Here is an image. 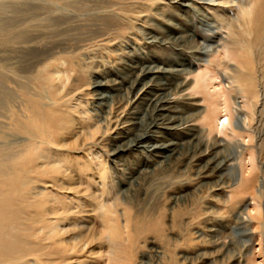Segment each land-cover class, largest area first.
Returning a JSON list of instances; mask_svg holds the SVG:
<instances>
[{
  "label": "rangeland",
  "instance_id": "rangeland-1",
  "mask_svg": "<svg viewBox=\"0 0 264 264\" xmlns=\"http://www.w3.org/2000/svg\"><path fill=\"white\" fill-rule=\"evenodd\" d=\"M69 1L85 4V12L60 10L52 0L20 1L40 9L33 29L20 30L22 44L0 52L8 68L0 90V154L22 155L21 171L31 164L41 171L27 173L38 181L24 188L16 207L30 208L42 193L79 207L63 223L71 243L55 248L57 234L46 240L54 254L47 264H264V44L252 35L237 42L253 29L244 8L256 0ZM239 44L252 55L238 52ZM246 61L255 69L249 102L235 83ZM148 66L160 73L144 81L149 95L176 93L173 111L192 119L190 131L149 130V95L127 100L134 74ZM179 77L185 86L176 87ZM100 83L123 88L116 97ZM218 90L227 105L219 106V124L209 123L207 98ZM129 118L147 137L141 151L119 157L112 134ZM190 134L193 143L175 154L162 148V138L173 143ZM144 165L129 185V175ZM97 172L107 177L102 189ZM80 176L93 185L86 188ZM96 205L112 212L121 233L116 247ZM158 223L160 232L152 225Z\"/></svg>",
  "mask_w": 264,
  "mask_h": 264
},
{
  "label": "bare ground",
  "instance_id": "bare-ground-1",
  "mask_svg": "<svg viewBox=\"0 0 264 264\" xmlns=\"http://www.w3.org/2000/svg\"><path fill=\"white\" fill-rule=\"evenodd\" d=\"M12 1H14V4L12 5L0 4V52L2 50V53H6L7 51H9V44H22L23 31L20 30H25L26 32L29 31L30 27L26 29L28 25H31L32 28V20H34L35 18L33 16V12L39 9L38 7H34L35 5L33 4V6L20 4L19 2L22 0ZM52 1L58 3L57 8H59L60 10H64L66 8H73L77 11L85 12V4L83 3H73L69 0ZM256 2L254 5L255 7L244 8L245 15L248 16L247 24L252 25L251 29H253L250 30L248 34H238L239 39L237 40V42L239 43H242V41H247L245 40L246 35H252L253 41L256 44H264V0H256ZM95 6L97 5L95 4ZM86 8L88 9V7ZM237 46L239 47H235L236 49H243V51L240 49L238 51L242 55H252L251 48H246L245 45L242 46L240 44ZM17 68L19 67L17 66ZM146 68L147 70L137 71L134 74V77L129 85V91L127 92V100L130 102L133 101V104L134 102H139V100H137L141 99L139 97L148 96L152 90L150 87L151 85L149 86L148 83L144 81L152 82L153 80H155L154 78L160 75L158 71L149 69V66ZM243 68L244 71L241 70V73H237L235 77V83H237L239 87L243 89L244 94L249 95L246 100L251 101L252 99H254L253 90L251 89V87L253 85L255 71L253 72L254 68L252 65L249 66L248 61L244 63ZM7 69L8 68L5 61L0 60V90L2 87L1 84H3L4 82L5 75L3 73L6 72ZM209 81H213V78H210ZM178 83L179 85L176 84V86L174 84V86L180 87V83H183L181 77H179ZM186 85L188 86L189 84ZM102 86L105 88L109 87L114 92L113 95H116V97L119 96L118 94H120L118 93V91L120 92V88H123L122 86H117L115 84L108 86L104 85L103 83L97 84L96 87ZM183 86H185V82L183 83ZM168 90H170V88ZM175 95L176 93L158 90V92H155L153 96H148L147 105L146 107H143L148 111L147 113L149 115V122L147 128H149V130H162V132H164L169 128H172L171 126H177L178 129L180 128L179 130L184 131H190L193 128V125L191 124L192 119L188 117L178 119V114L173 111ZM245 98L246 96H244V99ZM207 99L210 100H207L208 111L206 113L207 115L205 114V119L209 123L216 122L219 124L220 118H217L219 113L218 109L221 104H223L224 107L227 105V98L225 94H223V92L218 90L213 94L209 95ZM137 115L140 116L139 113ZM108 117L110 116L108 115ZM224 121H227V118H224L223 122ZM146 133L147 132H144L143 129H141V126L137 119L129 118L128 120H126L125 124L123 125V127H121V129L119 128L116 133L112 134V150H114L116 154H120L119 157L121 155L125 156L134 153L136 154L138 151L142 150L141 144L146 140ZM194 139V134H190V136L186 138H181L177 142H173L177 145L172 147V141H169L167 138H162L161 145L163 149L168 150L171 155H173L172 153H174L175 151H180L185 146H190V144L193 143ZM14 142H16V140H14ZM9 148L17 147L16 145H12L9 146ZM21 158L22 155L18 157H3L0 154V264H47L46 259L50 258V256L48 257V255L53 254V251H46L49 248L48 245H45L46 240L52 239L53 237L51 236L53 234H57L58 236L61 235L62 238L59 241L53 242L54 246H56L55 248H62V246L64 247L67 244L71 243L69 240H66L64 238L65 234H67L68 231L63 226V223L65 221L73 220L74 210L77 213V208L79 209V207L72 210V208H69V206H65L64 204L60 203L57 197L51 196V194L48 196H43V194L45 193H42L40 195L42 197L38 198L35 203L33 202L34 204H32L30 208L26 206L22 208H17L16 206H19L18 203L22 201L21 196L24 188L29 187L30 184H35V182L38 181L37 178L35 180L27 178V173H35L36 171L41 173V171H39V168H35L33 167V164H31L28 170L22 169V171H24L22 174V171L16 166V164L19 163L20 160H22ZM39 160L40 162L44 160V154H40ZM5 167L8 168V170H3V168ZM138 169L139 170L135 171V173L133 174L129 173V185H131V183L133 182H138L140 173L147 169V166L144 165ZM17 173H20V175L22 174V176H25V178L22 177L20 180H18L16 176ZM96 174L97 182H99V186L102 189L106 184L107 177H104L105 175L103 176V174H101L100 172H97ZM85 179L86 178L80 176L79 180L81 184H83L82 182ZM85 182L86 183L84 184L86 185V188H89L93 185H90V183L87 182V179ZM75 191L78 192V189H76ZM100 206L96 205V210H98L99 212V218L105 220L102 225V230L107 234H110V238L113 242V247H116V245L119 244L121 241V233L118 231L116 225L113 224L114 222L111 219L112 212L106 209L104 213L102 212V208ZM108 219L110 221H107ZM110 222L111 224H109ZM152 225L155 230L160 232L162 226L161 224L158 223ZM145 228H150V226L147 225ZM46 230H50V236L45 233ZM40 234L43 235L39 236Z\"/></svg>",
  "mask_w": 264,
  "mask_h": 264
}]
</instances>
